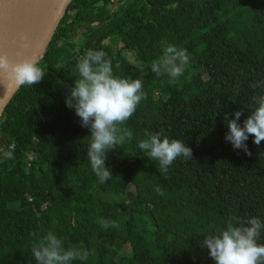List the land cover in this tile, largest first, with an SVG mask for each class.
Segmentation results:
<instances>
[{
	"label": "trees",
	"instance_id": "obj_1",
	"mask_svg": "<svg viewBox=\"0 0 264 264\" xmlns=\"http://www.w3.org/2000/svg\"><path fill=\"white\" fill-rule=\"evenodd\" d=\"M162 42L190 57L175 84L151 71ZM90 49L114 75L141 79L147 96L121 126L132 138L107 153L104 183L88 159L91 133L65 105ZM35 62L43 81L19 85L0 109V149H13L0 157V264H37L32 249L50 231L89 252L72 264H214L206 235L264 221V141L250 136L248 155L224 140L225 113L243 110L242 123L264 95L252 87L264 81V0H71ZM161 130L193 159L165 171L139 149Z\"/></svg>",
	"mask_w": 264,
	"mask_h": 264
},
{
	"label": "clouds",
	"instance_id": "obj_2",
	"mask_svg": "<svg viewBox=\"0 0 264 264\" xmlns=\"http://www.w3.org/2000/svg\"><path fill=\"white\" fill-rule=\"evenodd\" d=\"M162 48L163 55L153 61L151 71L157 77L166 75L169 83L175 84L184 74L189 54L186 49L165 46L164 42ZM106 55L102 50L90 49L78 58V78L65 96L66 107L75 111L81 127L89 129L91 133L87 155L92 171L101 183L113 176L106 166L107 153L132 138V131L121 126L133 116L140 102L147 98L142 80L114 75L112 61ZM0 74H6L18 86L37 85L46 75L37 62L31 59L12 62L6 54L0 55ZM262 85L264 81L252 87ZM253 101L256 106L242 123L243 110L225 113L228 129L225 142L230 143L234 151L242 150L248 155H251L247 145L250 136L257 146L264 141V95L254 96ZM145 136L138 142V147L151 159L158 160L162 170L166 171L179 157L193 159L190 147L180 140H170L163 135V130L146 132ZM0 157L12 159V147L0 149ZM101 223L106 229L109 226L118 227L115 221L107 219H102ZM262 231L264 221L252 216L237 220L235 226L230 223L219 233L206 235L200 247L207 250L214 264H264V244L257 242ZM32 254L37 264H72L76 260L86 261L89 257L83 244L65 247L64 240L51 231L33 247Z\"/></svg>",
	"mask_w": 264,
	"mask_h": 264
},
{
	"label": "water",
	"instance_id": "obj_3",
	"mask_svg": "<svg viewBox=\"0 0 264 264\" xmlns=\"http://www.w3.org/2000/svg\"><path fill=\"white\" fill-rule=\"evenodd\" d=\"M70 1L0 0V55L12 62L36 61ZM17 88L0 74V109Z\"/></svg>",
	"mask_w": 264,
	"mask_h": 264
},
{
	"label": "rangeland",
	"instance_id": "obj_4",
	"mask_svg": "<svg viewBox=\"0 0 264 264\" xmlns=\"http://www.w3.org/2000/svg\"><path fill=\"white\" fill-rule=\"evenodd\" d=\"M104 44L107 43V41H104L103 42ZM119 44L116 43L114 45L115 48H118ZM117 191H124L125 193H127V195H130L131 194V188L126 184V183H121L118 187H116Z\"/></svg>",
	"mask_w": 264,
	"mask_h": 264
}]
</instances>
